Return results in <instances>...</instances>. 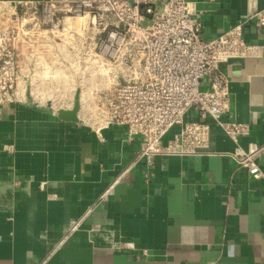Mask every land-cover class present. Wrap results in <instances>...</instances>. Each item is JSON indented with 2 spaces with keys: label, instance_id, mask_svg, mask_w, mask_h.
Wrapping results in <instances>:
<instances>
[{
  "label": "crops",
  "instance_id": "crops-1",
  "mask_svg": "<svg viewBox=\"0 0 264 264\" xmlns=\"http://www.w3.org/2000/svg\"><path fill=\"white\" fill-rule=\"evenodd\" d=\"M191 1L206 38L245 20L251 4L264 9V0ZM76 18L62 20L64 32L47 31L64 36ZM244 36L261 54L222 65L231 93L223 120L248 125L239 142L261 148L264 173V26L246 22ZM194 120L191 111L186 121ZM206 121L207 149L157 155L148 170L137 160L140 137L123 126L99 129L44 104H0V264H264V178L236 162L218 121Z\"/></svg>",
  "mask_w": 264,
  "mask_h": 264
},
{
  "label": "built area",
  "instance_id": "built-area-1",
  "mask_svg": "<svg viewBox=\"0 0 264 264\" xmlns=\"http://www.w3.org/2000/svg\"><path fill=\"white\" fill-rule=\"evenodd\" d=\"M2 4L14 21L29 15L32 21L22 26L33 23L31 29L50 26L64 32L65 17H89V22L65 35L74 60L94 64V74L104 65L114 79L99 92L98 113L104 123L98 118L92 124L99 129L123 126L129 138L140 137L137 160H143L148 170L157 155H193L207 149L211 135L206 119L212 117L236 143L231 152L236 162L253 177L264 178L256 160L261 148L244 149L239 142L248 134V125L223 120L230 111L231 93L222 68L261 54L260 45L246 41L244 28L252 20L264 26V9L251 4L245 20L206 38L200 10L191 0H46L20 3L21 8ZM14 28L0 33V104L20 101L23 72L15 43L20 32ZM191 111L198 113L199 120L186 121ZM176 126L179 130L164 144V137Z\"/></svg>",
  "mask_w": 264,
  "mask_h": 264
},
{
  "label": "rangeland",
  "instance_id": "rangeland-1",
  "mask_svg": "<svg viewBox=\"0 0 264 264\" xmlns=\"http://www.w3.org/2000/svg\"><path fill=\"white\" fill-rule=\"evenodd\" d=\"M5 9L7 7L2 4L0 33L15 29V26L20 32L15 42L23 72L19 79V100L25 103L44 104L52 112L76 113L89 123L101 118L99 122L104 123L98 113L100 111L98 99L99 92L114 82L113 77L108 75V68L100 65L97 74H94L93 70L97 69L94 64L74 60L67 34L62 36L57 32L54 34L47 31L50 26L31 29L33 23L23 27V24L32 21L29 15L14 21L10 19V13L4 11ZM21 15L20 13L19 16ZM89 20V17L78 16L75 23L83 25ZM10 24L11 28H7ZM65 24L66 27H71ZM58 40H61V44L56 46Z\"/></svg>",
  "mask_w": 264,
  "mask_h": 264
},
{
  "label": "bare ground",
  "instance_id": "bare-ground-1",
  "mask_svg": "<svg viewBox=\"0 0 264 264\" xmlns=\"http://www.w3.org/2000/svg\"><path fill=\"white\" fill-rule=\"evenodd\" d=\"M106 70V69H105Z\"/></svg>",
  "mask_w": 264,
  "mask_h": 264
}]
</instances>
